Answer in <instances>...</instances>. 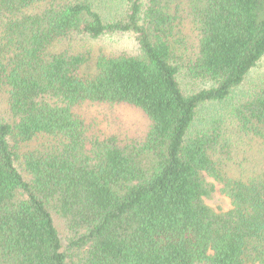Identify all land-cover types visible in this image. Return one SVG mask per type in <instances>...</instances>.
<instances>
[{
    "label": "trees",
    "instance_id": "16d2710c",
    "mask_svg": "<svg viewBox=\"0 0 264 264\" xmlns=\"http://www.w3.org/2000/svg\"><path fill=\"white\" fill-rule=\"evenodd\" d=\"M263 61L264 0H0V264H264Z\"/></svg>",
    "mask_w": 264,
    "mask_h": 264
},
{
    "label": "rangeland",
    "instance_id": "374dc122",
    "mask_svg": "<svg viewBox=\"0 0 264 264\" xmlns=\"http://www.w3.org/2000/svg\"><path fill=\"white\" fill-rule=\"evenodd\" d=\"M95 48L101 47L107 50H115L122 47L130 48L131 41L119 37H103L94 42ZM81 71L84 73L94 72V66L90 63L83 65ZM264 74V61L250 72L245 85L250 86L257 78ZM92 113L95 120L102 119L105 124H113L115 126H136L143 122L141 115L134 110H127L125 108H116L115 114L109 110L96 109L92 106ZM236 158H242V155L236 153ZM205 180L215 186V190L209 196L204 197L205 203L216 211L227 210L230 207V199L227 195L220 191L221 184L208 174H204Z\"/></svg>",
    "mask_w": 264,
    "mask_h": 264
}]
</instances>
